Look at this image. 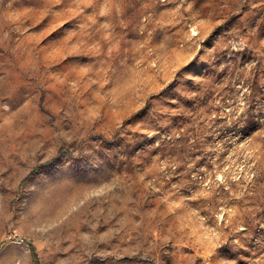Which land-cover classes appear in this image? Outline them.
I'll use <instances>...</instances> for the list:
<instances>
[{
  "label": "rangeland",
  "instance_id": "rangeland-1",
  "mask_svg": "<svg viewBox=\"0 0 264 264\" xmlns=\"http://www.w3.org/2000/svg\"><path fill=\"white\" fill-rule=\"evenodd\" d=\"M264 264V0H0V257Z\"/></svg>",
  "mask_w": 264,
  "mask_h": 264
},
{
  "label": "crops",
  "instance_id": "crops-1",
  "mask_svg": "<svg viewBox=\"0 0 264 264\" xmlns=\"http://www.w3.org/2000/svg\"><path fill=\"white\" fill-rule=\"evenodd\" d=\"M0 264H15V257H0Z\"/></svg>",
  "mask_w": 264,
  "mask_h": 264
}]
</instances>
